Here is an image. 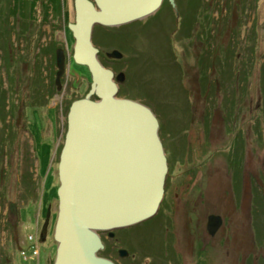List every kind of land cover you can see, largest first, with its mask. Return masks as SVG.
Segmentation results:
<instances>
[{"label": "rangeland", "instance_id": "374dc122", "mask_svg": "<svg viewBox=\"0 0 264 264\" xmlns=\"http://www.w3.org/2000/svg\"><path fill=\"white\" fill-rule=\"evenodd\" d=\"M74 1L56 0L53 6L50 0H0V264H54L58 153L65 139L66 110L85 98L92 84L88 68L73 59L69 24L75 22ZM174 1L175 7L165 0L155 15L108 34L102 27L95 36L101 41L97 48L109 69L125 73L123 98L148 106L162 127L169 128L160 137L174 174L181 175L175 179L179 189L189 184L192 202L205 193L209 204L223 199L226 209L212 206L209 215L233 209L230 216L243 229L248 224L245 191L258 198V222L264 214V0ZM13 9L15 15H9ZM58 49L70 56L60 92L55 83ZM113 50L123 59L107 58ZM242 176L247 183L243 189L241 182L240 213L231 192ZM170 184L167 196L173 198L180 190ZM30 198L45 208L39 220L33 207L23 206ZM14 204L21 211L18 232L9 225L16 218ZM49 204L52 232L40 240L46 234L41 224ZM182 214L178 223L186 224L189 217L184 210ZM157 222L149 220L113 236L103 233L104 258L123 264L119 249L152 251L155 239L163 238L156 235L159 229L155 233ZM150 261L153 255L142 262Z\"/></svg>", "mask_w": 264, "mask_h": 264}, {"label": "water", "instance_id": "95a60500", "mask_svg": "<svg viewBox=\"0 0 264 264\" xmlns=\"http://www.w3.org/2000/svg\"><path fill=\"white\" fill-rule=\"evenodd\" d=\"M165 0H75L74 62L87 67L90 93L72 103L60 154L58 215L54 264H115L101 257L102 234L153 219L165 198L169 173L160 123L143 103L119 97L125 73L115 74L100 61L94 29L120 28L148 19ZM174 7V0H168ZM135 5L134 10H128ZM107 58L122 60L113 50ZM56 85L62 90L67 55L58 49ZM93 97L95 99H93ZM221 218L210 217L214 234ZM124 256L125 251H120Z\"/></svg>", "mask_w": 264, "mask_h": 264}, {"label": "flooded vegetation", "instance_id": "af4514ba", "mask_svg": "<svg viewBox=\"0 0 264 264\" xmlns=\"http://www.w3.org/2000/svg\"><path fill=\"white\" fill-rule=\"evenodd\" d=\"M63 145L64 142L58 153V164ZM168 166L170 175L167 182L168 186L165 187V198L159 213L150 220V222L158 221L155 233L159 229L156 235L161 234L163 238L155 239L152 251L135 248L125 249V255L121 256L124 258L123 264H143L144 257H151L152 255L154 261H150L151 264H258L257 262L260 261L264 264V214L261 216V222H258L257 213L260 214V208L254 204L255 201L258 203V198L254 197L255 195L251 190L245 191V196L240 192V187L243 185L244 189L246 186L245 177L242 176V180L236 179L237 184L235 183V185L237 187L232 184L231 192V201L235 211H241L238 201L241 195L249 203L246 208L247 211L244 210L247 212L248 224L241 229L239 223L233 222L230 216L233 209H228L226 215L219 213L209 215L208 209L212 206L216 207L214 209L216 211L226 209L223 199H217L216 203L213 201L212 204H209L208 194L205 193L203 197L198 196L196 202H192V195L189 191L190 185L184 187L182 185L179 189L178 181L175 179H180L181 175L174 174L175 170L171 163H168ZM172 182L177 185L176 189L180 190L174 193L173 198L167 196V191L170 192V183ZM248 184H251L250 179H248ZM182 210L189 217L187 219L189 222L186 224L184 222L178 223L180 217L184 218ZM212 216L222 219L221 225L214 234L210 231V217ZM173 219H176L177 223H174ZM101 237L103 239V236ZM118 253L120 255V249Z\"/></svg>", "mask_w": 264, "mask_h": 264}, {"label": "trees", "instance_id": "16d2710c", "mask_svg": "<svg viewBox=\"0 0 264 264\" xmlns=\"http://www.w3.org/2000/svg\"><path fill=\"white\" fill-rule=\"evenodd\" d=\"M51 2H52V4H53V6H54V3L56 2V0H50ZM166 5H168L169 7L171 6L170 5V3L169 2H167L166 3ZM14 11H11V12H9V15H15V13H16V9H13ZM163 10V9H162ZM23 12H20V14H22ZM134 24V23H133ZM96 29V31L94 30V33H93V43H94V45L97 47V45H99V43L101 42L100 40H98L95 36H96V33H97V31L98 30H102V27H100V26H98V27H96L95 28ZM106 30H104V28H103V32L106 34H108V31H111V30H114L113 28H105ZM108 36H105L104 38H103V40H105V38H107ZM7 54H9L8 52H6V55ZM102 54V53H101ZM100 54V56H99V58H100V61L102 62V64L106 67V68H109L108 67V63L106 62L107 60H105V58H104V56L103 55H101ZM13 81H14V79H13ZM13 83V82H12ZM121 89V88H120ZM125 96V93H124V91L123 90H120V93H119V97L120 98H123ZM2 97H4V94H0V100H2ZM39 98V97H38ZM38 98H36V99H38ZM77 101V100H76ZM75 102V101H74ZM71 105H72V103H71ZM71 105L67 108V116H68V113H69V110H70V107H71ZM162 129H168L169 130V128L168 127H162V125L160 124V133H161V131H162ZM66 131H67V125H66ZM173 134V133H172ZM166 150V149H165ZM167 159H168V157H167ZM170 159H171V157L168 159V163H170ZM26 197H25V195H24V199H25ZM55 199H57V201H58V197H57V195H56V198ZM26 200V199H25ZM19 208L20 207H18L17 206V204H14V205H12L11 206V211L13 212V214H14V216L16 217L15 218V220H11L10 221V229H12V230H14L15 232H18V228H19V225H20V223H19V216H20V210H19ZM40 240H43V239H40ZM107 251H106V248L104 247V249H102L101 251H100V253H99V255L102 257H107V253H106Z\"/></svg>", "mask_w": 264, "mask_h": 264}, {"label": "crops", "instance_id": "0c3cea01", "mask_svg": "<svg viewBox=\"0 0 264 264\" xmlns=\"http://www.w3.org/2000/svg\"><path fill=\"white\" fill-rule=\"evenodd\" d=\"M37 171H38V176L39 178H41L42 182H44V173H43V170L39 167V163H37ZM51 204V202H50ZM49 204V208H48V215H47V218H44V223L43 225L41 224V222L39 221L38 223L41 224V227L43 230H45L46 234L44 236V239L43 240H47L49 235L51 234L52 232V227H53V217H54V214H52V209H51V205ZM26 205H29L31 207H33L36 211V216H38V220L39 218H41L42 216V212H43V206L42 204L40 203V201H35L34 199L30 198L27 202V204H24L23 206H26ZM21 212V211H20ZM44 212L45 211V208H44ZM50 226V228H49ZM49 228V229H48ZM52 239H53V236H52ZM54 241V240H53Z\"/></svg>", "mask_w": 264, "mask_h": 264}, {"label": "built area", "instance_id": "2783aa9c", "mask_svg": "<svg viewBox=\"0 0 264 264\" xmlns=\"http://www.w3.org/2000/svg\"><path fill=\"white\" fill-rule=\"evenodd\" d=\"M30 239L32 240V239H34V237L31 236ZM39 252H40V250H39V248H38V249L35 251V256H38V257H39V256H40V253H39Z\"/></svg>", "mask_w": 264, "mask_h": 264}, {"label": "bare ground", "instance_id": "6f19581e", "mask_svg": "<svg viewBox=\"0 0 264 264\" xmlns=\"http://www.w3.org/2000/svg\"><path fill=\"white\" fill-rule=\"evenodd\" d=\"M134 8H136L135 5H132L131 7L128 8V10H134ZM113 71V70H112ZM119 89H120V86H119ZM84 99V98H83ZM81 100V99H80ZM40 249V248H39Z\"/></svg>", "mask_w": 264, "mask_h": 264}]
</instances>
